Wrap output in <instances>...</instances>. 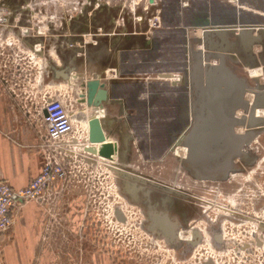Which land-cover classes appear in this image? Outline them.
Listing matches in <instances>:
<instances>
[{"label":"rangeland","instance_id":"rangeland-1","mask_svg":"<svg viewBox=\"0 0 264 264\" xmlns=\"http://www.w3.org/2000/svg\"><path fill=\"white\" fill-rule=\"evenodd\" d=\"M27 1L32 2L30 9L25 5ZM174 1L20 0L14 13L15 15L19 14V21L14 22V19L10 18L11 25L5 28V31L13 36L10 38L12 45L0 48V77L37 78L39 67L42 66V63L46 65L47 56L43 59L42 55H36L34 51L30 50L34 52L31 57L27 52L30 46L28 41L23 39L30 38V36L22 38L20 26L33 24L40 31H44L43 36H35L40 39L48 38L50 35L59 36L60 25L64 20H70V16L78 17L85 12L91 13L100 6H105L103 8L105 11L114 13L112 23L120 29L133 23L134 12H145L146 19L140 23L134 22L137 23L135 28L136 31H139V28L145 26L151 33L154 28L160 30L161 25L163 26L165 22L160 14V2L171 3ZM178 1L186 4L189 0ZM242 1L252 4L251 0ZM259 1L251 8L254 11L262 12L264 4L259 5ZM262 1L264 3V0ZM24 10L26 11L24 12ZM10 13L11 11H9ZM149 24H151L150 28ZM55 29L57 32H54ZM113 29H110L107 34L114 33L111 31ZM192 31L190 33L194 32ZM70 32L79 36L84 43L91 41L90 35L86 32L79 34L71 30ZM194 33L196 34V32ZM15 39L18 42L14 44ZM50 42L51 39H47L46 49ZM48 54L51 55V53ZM55 56L53 53L52 57ZM58 59L59 57L57 61ZM146 67L145 65L143 69L138 68V75L156 78L154 81L157 86L160 80V86L164 93L170 90L168 93L173 94V91L178 90V85L170 86L168 84L177 73L176 69L161 68L144 74ZM113 72H115L113 69L107 70L108 75H112ZM257 72L258 70L255 69L250 70L251 75H256ZM94 73L95 71L90 67L88 74L94 76ZM44 79L47 78L44 77ZM84 79L87 78L72 71L69 79L62 82L61 91H58L66 99L67 95H73L76 99L79 90H83L80 83ZM45 90L53 92L47 86ZM39 95L38 93V98ZM159 98L169 99L166 95H161ZM72 104L74 108L79 109L78 118L83 119L89 113L78 101ZM87 107L94 108L93 106ZM102 108L104 111L105 106ZM93 116L97 117L98 115ZM138 140V135L129 140L131 147L128 143V148L130 147L128 161L124 163L135 171H142L150 176H161L158 170L165 168L158 166L157 170L150 171L141 164V158L144 160L145 158L137 151V143H140ZM143 143V146H146L147 142L143 141ZM153 150L158 153L165 151V149L156 150V148ZM75 152L81 153V148H77ZM167 153L163 161H157L166 166L161 177L166 180L167 184L180 185V180L178 181L180 170L177 171L178 166L180 168V157H178L180 149ZM76 158L77 161L70 165L69 183L72 189H83L88 193H34L25 202L13 207L9 228L0 234V255L10 253L22 254L25 257L22 259L24 262H10V264H202L206 261H212L213 264H264V230L255 221L264 214V207L261 211L251 208V202L259 193H229V197L224 201L222 193H215L211 196L199 192L200 200L198 201L201 204V210H199V214L191 218L196 222L195 227L199 232V238L196 239L194 246L187 248L183 241L180 243L181 236H184L181 230L189 229L186 224L177 225L181 229L179 236L168 241L165 235L163 237V234L148 226L146 212L153 208L151 206L156 204L155 202L160 201V196L153 197L151 194L143 196L140 192L137 193V198H133L132 195L123 191V179L117 182L114 171L110 169L106 161L103 159L84 161L81 154ZM262 159H264V150L256 158V162L248 168V171L241 173L244 177L241 182H238V187L248 183L251 177L260 175V189H264V183H261L264 182V160ZM145 186L148 187L147 184ZM182 187L191 192L194 189L187 188L186 185ZM55 188H47V191H52ZM254 189L256 192V188ZM243 191L245 192V190ZM204 195L206 197L203 200L201 196ZM169 197L168 194H165L163 196V199L167 198L163 201L165 205L160 204V206H169L170 203H173L172 207L180 210L181 204L184 210H187L179 200ZM247 200V208L244 207V210L238 211L244 215L245 212L248 213L251 219L233 215L234 213L227 210L235 209V207L241 209L242 202ZM117 212L120 213V218ZM193 222L189 221V224ZM209 227H216L214 233H217L220 239L213 240L214 233L209 230ZM69 237L73 239L70 244L65 242ZM84 239H87L88 243H82ZM184 249L186 250L184 251ZM0 264L5 263L1 261Z\"/></svg>","mask_w":264,"mask_h":264},{"label":"flooded vegetation","instance_id":"flooded-vegetation-1","mask_svg":"<svg viewBox=\"0 0 264 264\" xmlns=\"http://www.w3.org/2000/svg\"><path fill=\"white\" fill-rule=\"evenodd\" d=\"M251 1L252 4L242 0H189L186 4L179 3L178 0L171 3L160 2V14L167 24L164 22L166 25H161L160 30L152 29L148 40L144 33L145 26L142 27L143 31H140L141 28L139 31H132L131 23L126 28H116L112 23L114 13L105 11L103 9L105 6L100 5L91 13L85 12L78 17L70 16V20H64L58 31L59 35L68 33L70 30L78 34L86 32L90 35L91 41L85 43L83 56L70 61L69 64L76 68L80 64L85 65L87 69L92 67L102 81L108 82L106 85L111 97L104 103L103 118L104 130L110 137H114L117 146L118 153L114 163L121 165L125 171L130 172L131 170L130 173L143 177L149 187V192L142 193L143 196L150 194L153 197L160 196V201L155 202L156 204L151 206L153 208L146 212L148 226H153L151 229H156L163 234V237L165 235L168 241L179 236L181 229L177 225L186 224L189 229L181 230L184 236H181L180 243L183 241L187 248L194 246L196 239L199 238V232L195 227L196 222L191 219L201 210V204L198 201L200 200L199 192L211 196L215 193H222L224 201L229 197V193H259L251 202V208L261 211L264 207V189H260V175L251 177L248 183L238 187V182H241L244 177L241 173L247 172L264 150V11H254L251 6L258 4L259 0ZM261 4H264L262 0L259 1V5ZM186 11L187 14H185ZM110 29H113L111 31L114 33L108 35L107 32ZM191 30L196 34L193 31L190 33ZM206 32H209L206 35L208 42L203 44V36ZM116 36L118 38L112 45L110 40L112 38L114 40ZM145 38L147 44L144 48L136 46L137 42ZM192 50L199 55L201 52L209 53L210 56L204 60V63L210 64L218 63L220 58L212 57L220 54L224 65L242 77L246 84L243 92L244 105L233 112L238 123L233 126L232 130L240 139L241 156L233 157L234 168L232 170L218 175H206L199 171L194 173L183 164L186 154L184 135L194 121L187 80L195 63L194 60H190L189 53ZM145 65L147 67L144 74L161 68L176 69L180 78L172 79L168 84L178 85V90L173 91V94L168 93L170 90L164 93L161 86L155 84L156 78L151 77L150 80L145 81V76L142 77L137 72L138 68L143 69ZM107 68L115 72L107 75L104 73ZM253 69L258 70L256 75H251L250 70ZM48 74L44 76L47 80L49 77L52 78V75ZM173 80H175L174 83ZM161 95H166L170 100L159 98ZM109 102L116 106L115 111L112 112L109 109ZM179 133L180 144L177 143ZM135 135H138L140 142L137 143V151L145 158V160L141 158V164L150 171L157 170L158 166L166 169L164 164L161 165L157 161H163L167 152H176L177 148L180 149V162L178 161L180 168L178 166L177 169V171L180 170L179 179L177 177L180 185L167 184L166 180L161 177L165 169L158 170L161 175L159 177L150 176L142 171H135L124 163L128 161L131 147L129 140ZM126 138L129 148H126L124 144ZM143 141L147 142L146 146H143ZM183 147L185 151L182 150ZM154 148L156 150L165 149V151L158 153L153 150ZM116 177L117 182H120L122 177ZM184 185L187 188H194L193 192L183 188ZM195 189L197 191H194ZM43 193L88 192L83 189H72L69 183L62 189L43 191ZM117 193L120 192L117 191ZM165 194L179 200L187 210H184L181 204L180 210L173 208V203L169 206H160L164 204V200H167V198L163 199ZM137 197L138 194L133 196V198ZM201 197L204 200L206 196ZM247 202L248 200L242 202L241 209L237 207L226 209L234 213L233 215L251 219L248 213L245 212L244 215L238 211L244 210V207L247 208ZM154 208L156 210H153ZM153 213L167 217L169 223L167 230L153 224L151 218ZM189 221L194 222L189 224ZM255 221L264 230V214ZM67 228L69 229V226ZM209 230L214 233L216 227H209ZM212 238L218 240L220 236L214 233ZM65 242L70 244L73 239L69 237ZM82 243H88V240L84 239Z\"/></svg>","mask_w":264,"mask_h":264},{"label":"water","instance_id":"water-1","mask_svg":"<svg viewBox=\"0 0 264 264\" xmlns=\"http://www.w3.org/2000/svg\"><path fill=\"white\" fill-rule=\"evenodd\" d=\"M207 33L209 32L204 33L203 44L208 42ZM70 34L65 39L71 46V61H75L79 56H83L85 43L79 36L71 32ZM114 38V40L110 38L112 45L118 36ZM23 40L28 41V45L31 46L30 38ZM143 40L138 42L140 48L147 44ZM77 42L78 45H75ZM209 56V53L201 52L199 55L194 50L190 53V60H194L195 63L187 76V80L194 121L184 135L186 155L183 158V164L194 173L199 171L206 175H218L227 170H232L234 168L233 157L241 156L239 151L240 139L232 130L233 126L238 123L233 112L244 105L243 92L246 84L242 77L224 65L220 54L212 57H219L218 63H204V60H207ZM69 66L65 65L61 69L53 67L52 69H56L57 71L54 70L55 74L59 73L62 80L66 81L69 79L70 68L75 67ZM106 83L108 84V82ZM106 83L97 74L81 81L80 84L84 90L81 101L85 102L87 106L103 107L104 103L111 97ZM84 95L86 101L83 99ZM88 130L89 141L99 142V144L97 148L88 145L85 146V149L115 162L118 153L117 146L116 142L111 139L106 138L108 141H104V118L99 119L91 115L88 119ZM126 139L124 144L128 148ZM177 143L180 144V133L177 137ZM108 166L116 176L122 177L125 193L135 196L140 192H149V188L145 186L147 182L143 177L124 171L121 165L115 163ZM117 214L120 218V213L117 212ZM151 218L154 225L163 229H166L169 224L167 217L163 214L153 213ZM202 264H213V262L206 261Z\"/></svg>","mask_w":264,"mask_h":264},{"label":"crops","instance_id":"crops-1","mask_svg":"<svg viewBox=\"0 0 264 264\" xmlns=\"http://www.w3.org/2000/svg\"><path fill=\"white\" fill-rule=\"evenodd\" d=\"M9 3L17 6L20 4V0H13ZM143 30V28L140 29V31ZM144 33L148 40L150 33L147 32V29L144 30ZM67 35H71L70 32L59 36L50 35V37L42 39L30 36V48L26 45L28 49L34 50L37 55H42L43 59L47 56L48 61L45 62L46 65L42 63V66L39 67L40 75L37 78L0 77V180L8 182L12 187L26 185L39 172L42 158L37 144L45 130L37 94L45 90L46 86L52 91L62 88L64 80L59 76V73L55 74L54 70L56 69L52 68L61 69L65 65H71L69 64L71 46L65 39L68 37ZM47 39H51L48 49H46ZM145 40L146 38L143 41ZM75 45H78V42ZM53 53L54 56L56 55L55 57H52ZM58 57L59 62L57 61ZM43 59H41L42 62ZM48 66L50 67L48 68ZM108 69L110 68H107L104 73L107 74ZM72 71L82 75L83 78L92 77L88 74L85 65L82 64L78 68H70V73ZM46 74L52 75V78L44 79L43 76ZM96 74L97 72L94 73V75ZM149 78L151 77H144L145 80ZM159 82L158 86L160 87L161 81L159 80ZM109 103V109L112 112L115 111L116 106L112 102ZM110 138L113 139V137ZM24 257L22 254L2 253L0 262L5 264L24 262L22 260Z\"/></svg>","mask_w":264,"mask_h":264},{"label":"built area","instance_id":"built-area-1","mask_svg":"<svg viewBox=\"0 0 264 264\" xmlns=\"http://www.w3.org/2000/svg\"><path fill=\"white\" fill-rule=\"evenodd\" d=\"M10 1L0 0L1 49L12 45L10 38L13 35L5 31V28L11 25L9 23L10 18L14 19V22L19 21V14H14L16 6L10 4ZM135 1L137 2V0ZM31 3V1H27L26 7L30 9ZM9 11H11L10 14ZM145 19V12H134L133 23H131L132 31L136 30L135 24L137 23L134 22L140 23ZM150 27L151 24H149ZM147 31L149 32L150 30L147 29ZM43 33L44 31H40L33 24L20 26L22 38L25 36L43 35ZM17 42V39H15L14 44ZM27 52L33 57L34 52L30 50ZM83 91L82 89L79 90L76 99L73 95H67L66 99L59 91L51 93L43 90L39 92V103L42 110L41 119L45 130L37 144L42 158L41 166L39 172L22 187H12L7 182L0 180V234L9 228L13 207L22 204L34 193H43V191H47V188L51 187H56L54 190L62 189L69 184L71 178L70 165L77 161V155H83L84 161H95L98 159L106 161L103 157L93 154L84 148L88 146V141H86L88 118L91 115H98L97 117L102 119L104 111L102 107L90 109L84 102H81ZM75 101H78L81 106L84 105L86 112H89L83 119L78 118L79 109L73 107L72 103ZM79 147L81 148V153L75 152ZM107 163L108 165L114 164L113 161H108Z\"/></svg>","mask_w":264,"mask_h":264},{"label":"bare ground","instance_id":"bare-ground-1","mask_svg":"<svg viewBox=\"0 0 264 264\" xmlns=\"http://www.w3.org/2000/svg\"><path fill=\"white\" fill-rule=\"evenodd\" d=\"M192 31V30H191ZM190 54V53H189ZM180 78V75L178 74V73H176V75H174V77L172 78V79H176V80H178ZM171 79V80H172ZM175 82V80H173V83ZM85 101H86V97H85V95H84V98H83ZM85 103V102H84ZM93 107H96V106H93ZM88 129V128H87ZM89 130H87V134H86V141H88V145H92L93 147H96L97 148V146H98V144H99V142H90L89 141V132H88ZM104 133V136H105V140L104 141H108L107 139L109 138L108 136H109V134L107 133V132H103ZM107 138V139H106ZM177 149H179V148H177ZM176 149V150H177ZM182 150L183 151H185V148L183 147L182 148ZM180 157V156H179ZM107 162L108 161H112V160H110V159H107V158H104ZM112 170V169H111ZM113 171V170H112Z\"/></svg>","mask_w":264,"mask_h":264}]
</instances>
